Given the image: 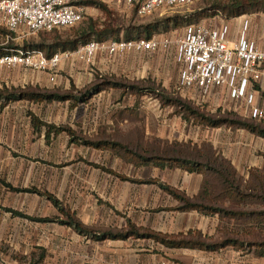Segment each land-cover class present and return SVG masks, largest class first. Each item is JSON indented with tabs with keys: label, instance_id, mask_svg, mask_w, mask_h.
Masks as SVG:
<instances>
[{
	"label": "rangeland",
	"instance_id": "374dc122",
	"mask_svg": "<svg viewBox=\"0 0 264 264\" xmlns=\"http://www.w3.org/2000/svg\"><path fill=\"white\" fill-rule=\"evenodd\" d=\"M100 4L89 6L83 22L74 28L62 29L59 34L85 28L105 32L109 40H126L127 30L153 26L157 29L154 37L168 40L169 44L144 55L127 53L109 57L102 54L91 65L64 60L66 64L60 67L54 80L50 74L21 67L0 73V91L72 97L66 102L18 100L0 106V264H264L256 247L247 244L208 252L168 249L142 239L96 241L63 224L62 221L68 219L47 198L24 192L37 189L51 193L67 212L97 234L122 231L127 226L126 219H130L137 227L178 236L189 232L169 234L164 230H168V222L173 221L179 211L156 212L178 207L177 200L174 199L178 205L173 206L174 202L168 200L166 192L157 184L121 181L93 164L131 179H155L167 184L178 181L186 171L136 165L116 151L98 150L74 139L119 142L140 155L161 154L164 145L174 142L190 145V148L196 146L199 150L211 146L216 156L234 165L244 182L250 169L256 168L252 166L264 170L263 138L243 129L211 128L196 124L194 120L186 121L181 109L169 102L179 100L213 117L235 114L264 129L263 101L260 97L257 100V95H253L252 105L259 102L262 116L254 118L252 107L242 108L241 113L223 110L211 105L208 95L194 93L181 84L176 41L184 36L188 25L201 24L208 19L205 16L213 0H199L184 7H165L146 17L138 16L134 8L120 3ZM51 35L41 32L19 37L0 29L4 44L13 41L19 46L17 49ZM39 76L45 77L44 80L37 81ZM106 81L121 86L100 93L91 91L87 101L77 100ZM48 126L71 129L75 137L67 132L57 134ZM223 204L234 208L229 201ZM5 209L51 218L55 222H32ZM245 209L253 210V207ZM219 217L221 227L209 242L264 241V224L253 228L248 227L243 218L235 221Z\"/></svg>",
	"mask_w": 264,
	"mask_h": 264
},
{
	"label": "trees",
	"instance_id": "16d2710c",
	"mask_svg": "<svg viewBox=\"0 0 264 264\" xmlns=\"http://www.w3.org/2000/svg\"><path fill=\"white\" fill-rule=\"evenodd\" d=\"M83 4L86 5L87 8L89 6L101 5L98 2L89 1L83 2ZM262 10H264V0H213V4H211V7L207 9L208 13L205 17L209 18L222 13L227 18H236ZM191 25L197 24H190L188 26ZM156 30L157 29L153 28V26L135 27L127 30L126 40H148L154 36ZM59 31L60 30L45 32L52 33L53 35L49 37H42L41 41L37 43L25 44L22 48L30 51L42 50L48 58H51L59 52H75L81 46L87 45L92 41L103 42L109 40L107 33L94 31L93 29L91 31L85 28L81 31L74 30L71 34L64 35L59 34ZM7 33L10 32L7 31ZM4 42L5 41L0 39V56L8 55L11 53V50H15L19 47L15 46L13 41H8L7 44H4ZM120 86L121 85L118 83L106 81L93 87L92 90L89 92L87 91V95L77 98V100L87 101L91 91L94 93H100L107 88H119ZM71 99L72 97L70 95L36 92H21L12 94L7 90L0 91L1 107L18 100L43 103L56 101L66 102ZM169 102L181 109L183 118L186 121L194 120L196 124L211 128H221L223 126H227L232 129H243L264 139L263 128L254 123L239 119L235 114L228 113L225 117H213L205 114L199 109L193 108L188 104H184L179 100H169ZM48 127L55 130L57 134L67 132L72 137H75V133L71 129L56 126ZM74 140H78L77 142H80V144H84L85 146L98 150L116 151L117 153H120L122 158L131 161L136 165L153 166L161 170H165L166 168H180L188 173L201 174L204 176V183L200 193L194 198H190L185 193L169 185L161 183L159 180L151 179L143 181L131 179L125 175L116 173L113 170L105 169L100 165L93 164L95 168L101 169L121 181L131 182L133 184H157L163 191L179 202V206L176 208L158 209L156 212H160L162 210L179 212L197 211L207 216L219 215L228 220L237 221L243 218L247 222L248 227L253 228H255L254 225H256L257 228L261 224H264V170L258 168L250 169L249 177L244 182L238 177V172L234 165L226 158L216 156L211 146L209 147L205 145L206 147H204L203 150H199L196 146L190 148V145L174 142L172 144L164 145L161 154L156 152L157 154L150 153L149 155H140L131 150L127 145L119 142H92L84 139L81 140L80 138ZM6 186L11 188L8 184ZM24 192L38 194L47 198L52 205L68 219L62 221L63 224H67L79 234L89 236L96 241H126L129 239H142L152 240L168 249L188 248L208 252H216L228 246L247 244L249 247H256L258 256L264 258V241L259 243H240L237 240L226 239L221 242H209V239L204 238L202 234L193 232H189L187 235L180 234L178 236H171L137 227L130 219H126L127 226L122 231H107L97 234L85 227L81 222L76 220L73 215L67 212L63 207L62 202L51 193H44L38 191L37 189H25ZM224 201H229L234 208L225 207L223 204ZM250 207H253V210L245 209ZM5 210L15 216H19L32 222H55L54 219L47 217H32L12 209Z\"/></svg>",
	"mask_w": 264,
	"mask_h": 264
},
{
	"label": "built area",
	"instance_id": "2783aa9c",
	"mask_svg": "<svg viewBox=\"0 0 264 264\" xmlns=\"http://www.w3.org/2000/svg\"><path fill=\"white\" fill-rule=\"evenodd\" d=\"M86 1L120 3L134 8L138 16L146 17L165 7L189 6L199 0H0V29L19 37L70 29L84 21L88 8L83 2ZM227 35L228 27L222 30L202 25L186 27L184 36L176 41L177 62L182 67L181 84L204 96L225 89L230 98L246 99L252 107L254 86L264 76V50L248 40L244 32L232 46ZM168 44V40L161 41L154 36L148 40L92 41L75 52H59L51 58L42 50L15 49L0 56V73L23 67L50 74L54 80L64 60L77 59L91 65L98 54L117 57L155 52ZM253 109L254 118L262 116V111Z\"/></svg>",
	"mask_w": 264,
	"mask_h": 264
},
{
	"label": "crops",
	"instance_id": "0c3cea01",
	"mask_svg": "<svg viewBox=\"0 0 264 264\" xmlns=\"http://www.w3.org/2000/svg\"><path fill=\"white\" fill-rule=\"evenodd\" d=\"M197 25H202L217 30H222L224 27H228L227 40L230 46L237 43L242 33L244 32L248 40L254 42L258 47L264 50V10L252 14H246L236 18H227L222 13H219L212 17H209L208 19L203 20L201 24H197ZM144 53L150 54L151 52H143V55ZM101 55L102 54H98L97 56L101 57ZM71 60L80 62L77 59H71ZM66 61H63L60 67L64 66L66 64L64 62ZM179 74H180L179 78L182 80V67L179 71ZM44 78L45 77L43 76L41 77L39 76V78H37V81L38 80L42 81L44 80ZM253 94L257 95V100L260 97V99L263 101L262 106L264 107V76H262V79L255 84L253 89ZM207 99L211 101V105L213 106L222 107L223 110L225 109L232 110L233 112L236 113H241V111H243L242 108L249 107L247 105L246 99H241V100L232 99L227 94L225 89H220L216 92L215 91L210 92L207 96ZM258 104L259 102L257 101L252 106V108L260 107V105L258 106ZM252 167L260 168L258 166H252ZM181 176L182 177L179 178V180L176 182H172L168 184L164 183V184L169 185L185 193L190 198H194L195 196H197L200 193L202 189V185L204 183L203 176L201 174H195V173L191 174L188 172H183ZM159 181L163 183L162 180ZM165 194L168 195L167 193ZM169 199L172 202H174L173 206L178 205V202L175 201L170 195H168V200ZM221 224L222 223L219 215L205 216L199 214L197 211L176 212L173 221L170 220L168 222V230H164V233L179 234V233H186V231L188 232L197 231L198 233L202 234L204 238L209 239L210 237H213L215 235V232L221 227ZM137 225L139 226V224Z\"/></svg>",
	"mask_w": 264,
	"mask_h": 264
}]
</instances>
